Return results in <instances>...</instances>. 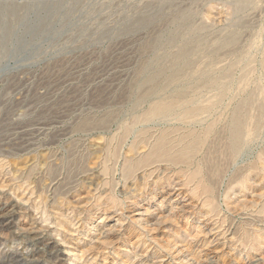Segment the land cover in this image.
Wrapping results in <instances>:
<instances>
[{"label": "rangeland", "instance_id": "rangeland-1", "mask_svg": "<svg viewBox=\"0 0 264 264\" xmlns=\"http://www.w3.org/2000/svg\"><path fill=\"white\" fill-rule=\"evenodd\" d=\"M0 264H264V0H0Z\"/></svg>", "mask_w": 264, "mask_h": 264}, {"label": "bare ground", "instance_id": "bare-ground-1", "mask_svg": "<svg viewBox=\"0 0 264 264\" xmlns=\"http://www.w3.org/2000/svg\"><path fill=\"white\" fill-rule=\"evenodd\" d=\"M214 92L217 93L218 97H216V100H212L211 97L207 98V102H209L208 106L204 107V108H201V112L200 111V105L198 104L197 102V99L196 97H189L188 99H186L184 102H181V97L178 96L176 98H171V101L170 102H167L165 100H161V99H156V101L154 103H152L151 107H150V110L148 111V115L150 116H158V117H166V116H169L170 113L174 110L172 106L174 105H179V107L181 108V112H182V118L184 119H188V120H183V121H187L186 123H188L189 125L192 124V119L191 117H194L196 118V116L199 114V115H204L206 114H209V112H211L212 109H214L216 106H218L220 103V94L217 90V88H213L212 89ZM197 102V103H196ZM185 104V106L183 105ZM174 114V113H173ZM201 117V116H200ZM198 119V118H197ZM196 119V120H197ZM164 120V119H163ZM217 123H218V120L215 121V126H217ZM247 126L245 123H243V121H241V119L238 117L235 119V117H233L231 119V121L228 122L227 124V127H226V130H227V140H228V145H227V152L229 155V159L230 161H232L233 159L236 158V156L239 154V152L241 151L242 149V144H243V139H244V135L246 134L245 132L247 131ZM208 131V129L206 130ZM254 132H256V128L253 129ZM163 134V133H162ZM212 134V133H211ZM210 135V134H209ZM159 137V136H158ZM207 137V136H205ZM162 138V137H161ZM158 140H161L160 138ZM163 140V139H162ZM203 140V139H202ZM164 141V140H163ZM168 141V140H167ZM160 142V141H159ZM204 142V141H203ZM191 143V142H190ZM192 143L195 144V145H198L197 142L195 141V139H192ZM189 144V143H188ZM201 144V143H200ZM149 145V144H148ZM154 144H152L153 146ZM165 146V145H164ZM164 146H161L159 144H157V147L156 149L152 150L147 156H144L145 159H144V163L145 162H149L151 161L152 158L154 157H159L157 161H160V157L165 153L164 149ZM169 146H171V143L169 144ZM174 146V145H173ZM190 144L186 147H189ZM155 147V146H153ZM182 148V146H180ZM192 147V146H190ZM199 147V146H198ZM198 147H194V148H197ZM203 147V146H202ZM201 147V148H202ZM168 148V147H167ZM175 148V147H174ZM173 149V147H172ZM185 149V148H184ZM190 149V148H189ZM194 150V151H197ZM225 149V150H226ZM177 150V149H176ZM147 151H148V148H147ZM150 151V150H149ZM181 151V150H180ZM193 151V152H194ZM172 152L174 153V151L172 150ZM182 152V151H181ZM180 154H174L175 156H173V158H170L172 159V161L176 160L177 161H184L186 158H188V154L186 153V150L183 151L184 153H181ZM226 152V153H227ZM169 153V152H168ZM177 153V152H176ZM192 153V151H190V154ZM146 154V153H145ZM170 154V153H169ZM193 154V153H192ZM143 155V154H142ZM209 153H206V156H205V159L204 161H206V158L208 157ZM168 157L170 155H164V157ZM241 156V154H240ZM143 157V156H142ZM162 157V158H164ZM228 157V156H227ZM161 158V160H162ZM155 159V158H154ZM142 161V159H140ZM154 161V162H157V161ZM187 160V159H186ZM167 161V160H166ZM166 161H162L163 163L166 162ZM169 161V160H168ZM167 161V162H168ZM138 162V161H137ZM171 162V161H170ZM129 163V162H128ZM158 163V162H157ZM181 163V162H179ZM187 163V161H186ZM135 164V162H134ZM155 164V163H154ZM185 164V162H184ZM131 165V163H130ZM133 165V164H132ZM149 165L151 166V164L149 163ZM153 165V164H152ZM135 167H141V164L140 166H138L137 164L135 165ZM130 168V167H129ZM133 168H134V165H133ZM133 170V169H132ZM131 170V171H132ZM128 171V170H127Z\"/></svg>", "mask_w": 264, "mask_h": 264}]
</instances>
